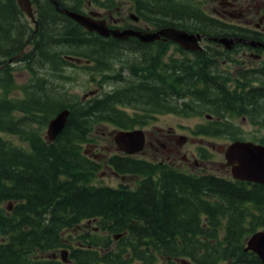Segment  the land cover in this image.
I'll use <instances>...</instances> for the list:
<instances>
[{
	"label": "trees",
	"instance_id": "obj_1",
	"mask_svg": "<svg viewBox=\"0 0 264 264\" xmlns=\"http://www.w3.org/2000/svg\"><path fill=\"white\" fill-rule=\"evenodd\" d=\"M45 11L30 37L31 48L20 57L32 76L19 87L8 61L24 44L26 23L20 20L16 0H0V264H48L36 258L70 246L74 228L85 220H94L104 235L102 240L97 233L79 236L90 249L72 250L70 256L78 257V264H157L160 260L173 264L181 259L192 264H262L244 246L251 233L264 229V184L212 172L187 174L167 164L119 155L110 156L108 164L120 174L141 177L136 187L95 183L101 163L83 154L82 147L95 142L96 127L105 123L130 129L145 125L154 113H199L208 103L192 99H203L205 90L191 87L184 78L186 70L177 66L164 82L152 83L153 56L146 48L140 59L120 61L129 74L126 86L84 99L67 95L62 81L55 83L68 78L64 67L81 68L101 89L122 46L85 31L52 7ZM242 30L235 27L233 34L258 37ZM219 34L230 35L224 30ZM65 55L80 57L84 63L75 64ZM133 80L137 89L130 84ZM197 82L194 78L193 84ZM17 89L19 95L11 94ZM217 96L224 112L241 114V104H236L240 102L228 100L229 91L222 89ZM65 107L70 109L65 127L52 142L46 141L44 127ZM3 133L17 134L28 147L12 144ZM116 234L121 237L115 239Z\"/></svg>",
	"mask_w": 264,
	"mask_h": 264
},
{
	"label": "flooded vegetation",
	"instance_id": "obj_2",
	"mask_svg": "<svg viewBox=\"0 0 264 264\" xmlns=\"http://www.w3.org/2000/svg\"><path fill=\"white\" fill-rule=\"evenodd\" d=\"M59 7L67 8L82 14L91 15L95 20H104L108 28L120 30L131 29L136 31L154 32L164 26H180L190 25L202 26L204 28L187 32L200 33L201 38L199 45L202 50H183L177 43L170 40L160 39L151 42H141L136 36H128L124 39L115 38L112 35L104 37L109 41H118L120 46L126 51H130L127 55H141L143 50L151 48V56H153L152 64L154 71L151 72V78L158 81L160 78L156 76L160 74L169 77L174 73L175 66L178 70L185 69L184 78L191 87L201 88L205 90V96L192 99L195 103H202L204 99L208 103L199 114H203L208 122L207 126H202L200 135L204 137H216L221 131L223 123L232 124L231 132L234 134L233 140H244L243 130L235 123V118L240 116L241 120H250V125L256 127L248 141L264 145V48L260 46H252L249 40L254 39L264 43V12L262 6L253 0H56ZM32 12L35 21H32L22 12L20 20L26 23L24 30V44L20 47L18 53L12 55L13 61L9 62L12 66L13 62H19L20 57L25 51L31 48L30 37L38 30V16L41 12H46L45 7H52V10L58 14H63L57 10L52 0H30ZM47 5V6H46ZM45 6V7H44ZM196 13V16H193ZM5 15H9L8 12ZM64 15V14H63ZM192 15V16H191ZM27 16V17H26ZM241 21L237 23L236 21ZM37 26H36V23ZM52 22V21H51ZM175 25H171V24ZM33 24V28L30 27ZM239 27L243 31L256 32L258 37H252L249 33L233 34V29ZM85 31L100 36L95 31ZM230 33V35L219 34L222 31ZM242 37L243 41H235L231 49L224 47L222 43L215 40V37ZM161 50H158V47ZM172 47V51H170ZM175 48V50L173 49ZM134 52V53H133ZM179 53L180 56L177 55ZM119 56H125L120 49L116 52ZM160 54L159 57L157 55ZM245 59L247 65L240 59ZM156 61V62H155ZM26 64V63H25ZM115 60L110 66V71L114 69L117 76L122 74L123 66L114 67ZM116 65V64H115ZM114 67V68H113ZM166 70V71H165ZM177 70V71H178ZM21 72L24 70H20ZM127 73V70H125ZM122 76V75H121ZM156 76V77H154ZM119 77V76H118ZM194 78L198 80L194 85ZM165 79H161L164 82ZM169 83V82H167ZM222 89L230 92L228 100L232 102H240L241 114L224 112L221 104L217 103V95ZM247 103V105L242 104ZM220 104V106H219ZM202 105V104H200ZM209 109V111H206ZM156 117V115H154ZM248 118V119H246ZM149 121V120H148ZM211 125V127H208ZM144 126H142L143 128ZM117 128V127H116ZM145 132V146L139 154L128 155L123 152H114L121 157H128L153 163H163L183 173H203L206 172L204 164L210 162L213 154L200 146L196 148V152L192 149L181 151L183 144L187 141L194 142L198 139L197 132L194 131L187 136L183 143H180L178 133L171 128H165L159 125H153V129H143ZM184 136V135H183ZM230 136V135H229ZM186 137V136H185ZM263 139V141H261ZM226 147V146H225ZM225 147H219L224 151ZM149 149V153L147 150ZM206 151L207 153H205ZM205 153V154H204ZM160 155V156H158ZM190 155V158L188 157ZM93 160L105 161L106 156L102 153L92 154ZM152 157V158H148ZM151 159V160H150ZM188 162L186 166H182L181 162ZM107 168L115 175L117 174L113 165L107 164ZM197 167V168H196ZM229 170V167H227ZM230 175V171H229ZM253 183V182H251ZM90 222L81 223L75 227L76 234L70 235V246L62 247L68 251L66 262L61 259L60 249L56 248L47 253L41 254L36 261L48 264H78V257H71L72 250L90 249V245L79 238L85 233L91 236L89 231ZM97 230V229H95ZM66 238V237H65ZM67 239V238H66ZM93 249V248H92ZM91 259H86L89 262ZM107 264V263H101Z\"/></svg>",
	"mask_w": 264,
	"mask_h": 264
},
{
	"label": "rangeland",
	"instance_id": "obj_3",
	"mask_svg": "<svg viewBox=\"0 0 264 264\" xmlns=\"http://www.w3.org/2000/svg\"><path fill=\"white\" fill-rule=\"evenodd\" d=\"M253 2H255V4H256V2L259 3L262 6V10H263L262 12H264V0H253ZM27 18H29V17H27ZM236 22L240 23L241 21H236ZM30 27L33 28V24ZM170 48H171L170 51H172V47H170ZM119 49H120V52H123V54L125 56H119V55L117 56V58L115 59L116 65L114 64V67L116 66V69H118L117 67H119L120 65L123 66V64L120 63V61H122V60H126L127 58H131L132 60L140 59V54L139 55H134V54L127 55L130 51H126L124 49V47H121ZM173 49L175 50L174 47H173ZM26 52L27 51H25L24 53H26ZM177 55L180 56L179 53H177ZM263 59H264V55H263ZM240 60H242L245 65H247V62L245 59L243 60L241 58ZM18 63L19 62H15V63L13 62L12 63V64H17V66H12L11 63H9V64H10V67L13 68L12 74H13L14 82L17 85H20L19 87H21L23 84L27 83L31 79L32 75H31V72L27 68L24 61H21L20 65H18ZM20 70H24V71L21 72ZM125 70H127L126 67L123 68L122 79H120L117 76L114 69H112L110 71V73H109V70H106L105 73L106 74L109 73V76H111V77H109L106 80V82L102 84L103 87L101 89H99L96 82L94 80L93 81L89 80V76L81 68H76L73 66H66V67H64V71H67L66 73L68 74L67 75L68 78L61 77L58 80H56L55 83L60 84V81H62V83L64 84V88L66 90L67 95L72 94L74 96H78L79 98H81L83 96V94L86 93V91L94 90V89H96V91H97L95 93V95H101V92L111 91L116 86H119V85L126 86L127 83L125 82V80H130V79H129V77L127 78V76L129 74H128V71L126 73ZM38 71L40 73H43L42 69H39ZM63 73H65V72H63ZM142 74L143 73L140 72V73H138V76H142ZM56 75L59 76L58 73H56ZM115 75H116L117 79H115ZM156 76H158L160 79H165V77L160 75L159 73ZM156 76H154V77H156ZM94 79L98 80V79H100V77L95 76ZM151 82L155 83L157 81L154 80ZM130 84H132V88L134 87L133 89H137V84H135L134 80L130 81ZM57 86H58V90L60 89L62 91L61 86L60 85H57ZM19 93H20V90L17 89L14 92H12L11 94L19 95ZM67 95H65V97H67V99H70L71 97L67 96ZM128 110L130 112H133L131 108H128ZM154 115H156V117H154ZM246 119H248V118H246ZM235 123L240 127L241 130H243V135L245 137L244 140L249 139L250 136L253 134H259V133H253L252 132L253 130H255L257 128L250 125L251 122L249 119L247 121L241 120L240 116H238L237 118H235ZM153 125H159V126H162L165 128H171V129H173V131L175 133H178L180 135H184V136H186V138L191 133L193 135H196V134H194V131H196L198 133L196 136L198 139H196L194 142L187 141L186 143H184L183 147L181 148L182 153L187 151V149H192L193 152H196L197 147L198 148L200 146L205 147L207 151H209L213 154V157L211 158L210 162H206V164H204L205 170H207L206 172H212V173L217 174L219 176L225 177L226 179L231 178L229 175L228 168L223 166V164H222V162H224V157H223L222 151L219 150V147H225L228 143H230L232 141V139H235L234 134L231 132L232 124H230L229 122L223 123V126L221 127V131H220L219 135L216 137H212L210 139H209V137H204V136L200 135L201 127L207 126L208 122L204 118V115L199 114V113H195V114L192 113V114H188V115L176 114V113H154V114L150 115L149 121L145 125H143L144 126L143 129L151 130V129H153ZM46 127H47V125L44 127V129L42 131L43 138H44L45 133H46ZM135 127L136 128H142L140 126H135ZM208 127H211V125H209ZM116 130H117L116 126H113L111 124H105V123L103 125L96 127L92 133V137L94 138L95 142L83 144L82 153L86 154L90 158H93L92 154H96V153L105 154L107 159L110 156L114 155L115 144L113 142L112 135ZM2 136L6 140H9L12 144H14L18 147H24V148L28 147V144L26 143V141L20 139V137L17 134L3 133ZM146 150H147V153L150 152L149 149H146ZM204 152L207 153L206 151H204ZM158 156H160V155H158ZM188 157L190 158V155H188ZM148 158H152V157H148ZM107 159H106V161H103V160L99 161V163H101V166L96 173L95 183L100 184V185L111 186V187H117L120 184H126L130 188L136 187V185L140 181L141 177H138V176L119 177V176L113 174L106 166L107 161H108ZM187 164H188V162H184V161L181 162L182 166H186ZM89 222H90L89 231L91 232L90 235L94 236V233H97L98 239L102 240V237L104 234H103L102 230H100V227H98L97 223H95L94 221H89ZM83 223L86 224L87 220L82 221V224ZM95 229H97V230H95ZM0 239H1V237H0ZM98 250H100V253L103 252L101 247H98ZM60 254L62 256L61 251H60ZM180 263H181V261L178 262V260H177L173 264H180ZM157 264H170V263H166L165 261L160 260Z\"/></svg>",
	"mask_w": 264,
	"mask_h": 264
},
{
	"label": "water",
	"instance_id": "obj_4",
	"mask_svg": "<svg viewBox=\"0 0 264 264\" xmlns=\"http://www.w3.org/2000/svg\"><path fill=\"white\" fill-rule=\"evenodd\" d=\"M52 2L56 5L57 10L65 16L86 30L95 31L100 36L107 37L112 35L119 39L136 36L141 42H151L162 37L165 41L170 40L177 43L183 50H202V47L199 45L200 33L187 32L184 29L173 26H164L154 32H142L131 29L120 30L118 28L111 29L108 28L104 20H95L91 15L59 7L56 0H52ZM16 4L32 21H35L30 0H16ZM215 40L222 43L225 48L231 49L235 41H243L244 38L220 36L215 37ZM249 43L252 46L264 48V43L261 41L251 39ZM64 58L76 64L84 62L82 58L72 55H65ZM12 60L13 58H10L9 61L11 62ZM85 63H88V60H85ZM96 92V89L88 90L83 94L82 99L89 95H94ZM69 114L70 109L65 107L58 110L49 119L44 136L46 141L52 142L57 137L65 127ZM179 137L180 143L186 140V137L183 135ZM112 139L115 144V150L126 154H139L145 146V132L141 128L117 129L113 133ZM224 158L225 165L230 167V173L234 179L264 184V145L252 141L234 140L225 147ZM246 249L254 252L262 264H264V229L256 230L250 234ZM61 253L63 258H65L67 251L63 250ZM180 264L190 263L182 260Z\"/></svg>",
	"mask_w": 264,
	"mask_h": 264
},
{
	"label": "bare ground",
	"instance_id": "obj_5",
	"mask_svg": "<svg viewBox=\"0 0 264 264\" xmlns=\"http://www.w3.org/2000/svg\"><path fill=\"white\" fill-rule=\"evenodd\" d=\"M46 6H47V5H46ZM44 7H45V6H44ZM36 68H38V67H36ZM45 68H47V67H45ZM45 68H44V69H45ZM39 74H40V73H39ZM110 187H111V186H110ZM9 208H10V207H9ZM91 221H94V220H91ZM94 222H95V221H94ZM115 236H116V237H115ZM119 237H121L120 234H116V235H114V238H115V239H117V238H119ZM248 238H249V237H247V239H246V241H245V246H244V250H245V251H250L249 249H246ZM63 250H66V251H67L66 248H62V249H60L61 252H62ZM67 258H68V251H67V255L65 256V258H63V256H61V259H62L63 262H66V261H67ZM183 260H185V261L189 262L190 264H192L190 261H188V260H186V259H183ZM178 262H180V260H178Z\"/></svg>",
	"mask_w": 264,
	"mask_h": 264
}]
</instances>
